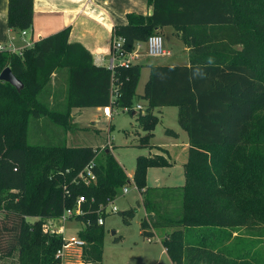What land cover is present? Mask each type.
Wrapping results in <instances>:
<instances>
[{
	"label": "trees",
	"instance_id": "16d2710c",
	"mask_svg": "<svg viewBox=\"0 0 264 264\" xmlns=\"http://www.w3.org/2000/svg\"><path fill=\"white\" fill-rule=\"evenodd\" d=\"M149 3L151 16L127 15V23L117 26L114 36L122 37L125 50L133 52L138 43L172 27L189 51V65L119 68L117 108L136 111L142 70L149 67L142 95L147 106L139 111L147 114L138 116L147 132L143 139L150 145L154 137L159 123L155 110L176 107L190 150L184 185L171 188L168 197L156 195L153 205L145 199L149 216L142 220V234L152 238L154 228L171 227L163 244L174 264H188L189 257L199 259L197 263L203 259V264H255L240 261L233 250L226 253L221 244L232 235L229 229L264 228V0ZM7 19L10 30L29 31L34 0H8ZM6 68L24 88L19 92L0 81V212L5 215L0 218V252L11 256L18 250V264H58L63 233L45 234L41 224L62 216L84 194L86 212L74 218L85 224L79 231L88 242L84 259L103 264L105 231L97 209L128 183L125 170L107 150L100 159V148L31 144L29 129L32 119L48 117L69 132L74 128L72 109L110 106L112 72L95 66L81 44L70 43L68 29L37 42L22 56L0 51V74ZM63 70L65 102L49 108L45 98H50L52 77ZM166 133L177 136L172 130ZM168 163L163 156L138 159L135 183L142 193L148 191L143 190L148 168ZM90 164L97 183H74ZM158 197L179 199L178 209H173L177 214L164 210ZM123 214L129 222L136 209ZM31 217L38 220L31 222Z\"/></svg>",
	"mask_w": 264,
	"mask_h": 264
},
{
	"label": "rangeland",
	"instance_id": "374dc122",
	"mask_svg": "<svg viewBox=\"0 0 264 264\" xmlns=\"http://www.w3.org/2000/svg\"><path fill=\"white\" fill-rule=\"evenodd\" d=\"M161 36L164 40L165 49L172 53V57L150 58L148 62L152 64L170 63L180 60L182 63L188 61V51L185 43L178 37L176 31L172 27H166L162 30ZM8 45V44H6ZM146 46V45H145ZM10 48V47H6ZM146 51V47L143 48ZM66 71V70H64ZM149 71L143 70L140 83L137 89V95L134 98V105L144 104L142 99L145 85L148 81ZM53 79V78H52ZM54 82V80L52 81ZM52 85V83H51ZM47 89V88H46ZM48 95L50 92L48 91ZM48 97V96H47ZM43 98V96H42ZM48 107H53L52 100L45 98ZM49 101V102H48ZM138 111V110H136ZM72 123L74 128L65 132L63 129L53 124L48 117L41 119H32L29 129V142L31 144H63L69 147L90 146L100 148V159H103L104 152L109 150L118 163L125 170L129 181L120 189V192L106 203H101L97 209L101 211L105 220L104 228V254L103 264H173L168 252L164 251L163 239L167 238V233L172 231L171 227L154 228L155 235L149 241L148 237L142 234V220L149 216L145 199H148L150 205L154 202L156 195L170 196L171 186H179L185 183V170L182 165L187 163V159L180 157H169L162 154L160 148H168L174 142L172 136L167 135L166 131H182L178 122V108L172 107L164 110V112L156 111L154 115L158 119V124L153 130L154 137L150 141V145L146 144L143 137L147 136V132L143 129V125L137 116H132L121 109L115 110L111 117L104 116L96 109L83 108L72 109ZM187 136V133L184 132ZM50 137V140H46ZM184 155V154H183ZM163 156L169 163L162 167H149L146 176L148 188L147 193L137 188L135 183V173L139 158H152ZM179 156V155H178ZM186 156V155H185ZM137 186V187H136ZM124 187L129 188V192L124 194ZM114 201L118 211H111L110 202ZM161 205L164 204V210H169L173 215L177 214L179 199L175 202L158 197ZM153 205V204H152ZM157 205L158 208V204ZM136 209V214L129 222L125 221L123 212L129 209ZM154 216L158 214L154 211ZM0 218H5L4 213L0 212ZM31 222L38 220V217L29 218ZM85 227V224L74 218L67 222H62L58 218L43 219L41 228L43 233L52 234L53 228L59 231L64 228L63 236L67 246L64 250L67 256L61 260L62 264H89L84 259V250L86 247L79 248L74 245L75 241L80 238L79 231ZM232 233L221 244V249L227 252H237L241 256V260L246 262L255 261V264H264V228L256 230L248 228L229 229ZM71 244H73L72 247ZM218 251V249H214ZM220 250V249H219ZM233 250V251H231ZM199 259L191 260L187 258L188 264H203V259L197 263ZM19 251L16 250L11 256H4L0 252V264H18Z\"/></svg>",
	"mask_w": 264,
	"mask_h": 264
},
{
	"label": "crops",
	"instance_id": "0c3cea01",
	"mask_svg": "<svg viewBox=\"0 0 264 264\" xmlns=\"http://www.w3.org/2000/svg\"><path fill=\"white\" fill-rule=\"evenodd\" d=\"M7 14L8 0H0V47H13L16 53L21 55V53L26 49L32 48L37 42L68 29L70 30V43L81 44L92 55L95 66L106 68L115 28L126 24L127 15L129 14L151 16L153 8L150 6L149 0H34L33 26L26 35H22L20 31H12L8 28ZM138 45L142 47L140 52L142 57L135 64L145 66L189 65V55L187 63H182L177 59V61L167 64H152L148 62L150 58L147 56L146 43H138ZM145 47L146 51L143 52ZM172 56L171 53L169 57ZM143 70L149 71V81L151 69L146 67ZM63 72L64 70L56 72L52 77L54 82H52L49 89V97L52 100V104L65 102L63 96L66 95V91L63 90H65L66 84L65 73ZM143 101L145 102L144 104L139 103L136 107L141 106L145 109L147 101ZM90 109H96L104 115L103 107ZM166 109L168 108L158 109L155 112H164ZM71 118L74 119L73 113H71ZM174 132L177 133V136L173 137L174 143L168 148H160L163 151L162 154H166L171 162L172 157L180 156L182 158L186 157L185 159L188 161L190 150L189 136L188 134L187 136L184 135V130ZM185 164L186 162L182 163L183 166ZM183 185H173L171 188ZM164 251L167 253L165 246Z\"/></svg>",
	"mask_w": 264,
	"mask_h": 264
},
{
	"label": "built area",
	"instance_id": "2783aa9c",
	"mask_svg": "<svg viewBox=\"0 0 264 264\" xmlns=\"http://www.w3.org/2000/svg\"><path fill=\"white\" fill-rule=\"evenodd\" d=\"M27 33L28 31H23L22 35H26ZM124 45H125V40L122 37H117V36L113 37L110 57H109L108 64L106 66V68L112 72V79H113L111 95H110V106L103 108L104 115L107 117H111L113 112L115 110H118L117 103L121 97L120 85L118 84L117 79L115 78L117 70L119 68L130 69L142 57L140 53L142 47L140 45H138L136 50L133 52H127L124 48ZM146 47H147V56L149 58H164V57L171 56V52L165 49L164 40L161 35L151 36L146 43ZM0 51H10L12 53H16L13 47H10L8 49L6 47L1 46ZM20 56H22V53ZM145 109H143L141 106H138L135 108V110H138V111H144ZM121 110H123L126 113H130L132 109L124 108ZM93 167H94L93 164H90L88 167H86L84 171L78 176V178L74 180V183L82 182L85 185H91V184L97 183V176L93 172ZM65 189H66V192L69 194V190L67 189V187H65ZM128 192H129V188L124 187L123 193L126 194ZM86 200L87 199L85 195L80 194L77 197L76 205L73 208H67L62 214V216H60L58 219L62 222H67L71 218H75V216L85 214L86 211L83 208V203ZM110 206H112L111 211L113 212L118 211L117 206L114 205V201L110 202L109 207ZM98 213L101 214V211L98 210ZM98 223L100 225L105 224L103 215H99ZM63 230L64 228L61 229V231H59L58 228H53V232L63 233ZM148 240L151 241L152 238L148 237ZM74 243H75L74 245H76L80 249L84 248L87 245V242L81 238H78ZM66 246L67 244L66 242H64L63 246L57 251L56 257L60 260L58 264H62L61 260H63L67 256V252L64 250ZM72 246L73 244H71L70 247ZM89 264H93V263H89Z\"/></svg>",
	"mask_w": 264,
	"mask_h": 264
},
{
	"label": "water",
	"instance_id": "95a60500",
	"mask_svg": "<svg viewBox=\"0 0 264 264\" xmlns=\"http://www.w3.org/2000/svg\"><path fill=\"white\" fill-rule=\"evenodd\" d=\"M0 81L9 83L10 85L14 86L17 88V90L20 92L23 88L24 85L22 83V81H20L12 72V70L10 68H6L4 69L1 74H0ZM147 113L145 112H139V111H134L132 113V116H139V115H143L146 116ZM110 153L109 150H107V154ZM129 184H132L131 181H128Z\"/></svg>",
	"mask_w": 264,
	"mask_h": 264
}]
</instances>
